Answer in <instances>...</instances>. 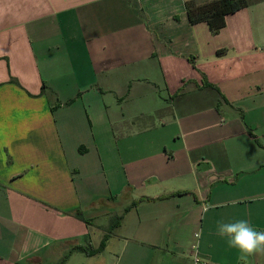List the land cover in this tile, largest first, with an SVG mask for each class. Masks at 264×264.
<instances>
[{
	"label": "crops",
	"instance_id": "crops-1",
	"mask_svg": "<svg viewBox=\"0 0 264 264\" xmlns=\"http://www.w3.org/2000/svg\"><path fill=\"white\" fill-rule=\"evenodd\" d=\"M186 1L0 0V264H241L217 222L264 231V0L216 34Z\"/></svg>",
	"mask_w": 264,
	"mask_h": 264
},
{
	"label": "trees",
	"instance_id": "trees-1",
	"mask_svg": "<svg viewBox=\"0 0 264 264\" xmlns=\"http://www.w3.org/2000/svg\"><path fill=\"white\" fill-rule=\"evenodd\" d=\"M262 0H187L185 2L187 15L192 24L206 22L212 33L216 34L226 26V17L230 14L248 7ZM224 52V51H219ZM137 202L133 203L135 206ZM122 220V216H115L109 228L112 231ZM106 237L99 248H89L85 246L77 247L88 254H93L104 247Z\"/></svg>",
	"mask_w": 264,
	"mask_h": 264
},
{
	"label": "clouds",
	"instance_id": "clouds-1",
	"mask_svg": "<svg viewBox=\"0 0 264 264\" xmlns=\"http://www.w3.org/2000/svg\"><path fill=\"white\" fill-rule=\"evenodd\" d=\"M209 206L204 207L207 212ZM217 234L226 238L230 248L238 251L237 259L241 264H249V258L258 254H264V231L257 230L248 220H235L231 222L218 221ZM202 235L198 233L197 236ZM196 251L189 257L192 264H201L198 252V244L193 246Z\"/></svg>",
	"mask_w": 264,
	"mask_h": 264
},
{
	"label": "built area",
	"instance_id": "built-area-1",
	"mask_svg": "<svg viewBox=\"0 0 264 264\" xmlns=\"http://www.w3.org/2000/svg\"><path fill=\"white\" fill-rule=\"evenodd\" d=\"M201 264H208V262L201 258Z\"/></svg>",
	"mask_w": 264,
	"mask_h": 264
},
{
	"label": "rangeland",
	"instance_id": "rangeland-1",
	"mask_svg": "<svg viewBox=\"0 0 264 264\" xmlns=\"http://www.w3.org/2000/svg\"><path fill=\"white\" fill-rule=\"evenodd\" d=\"M199 1L201 2V1H204V0H199Z\"/></svg>",
	"mask_w": 264,
	"mask_h": 264
}]
</instances>
